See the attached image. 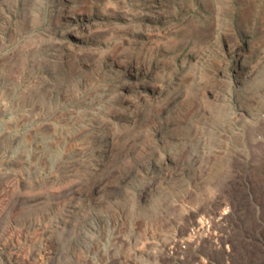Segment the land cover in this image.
<instances>
[{"label": "rangeland", "instance_id": "rangeland-1", "mask_svg": "<svg viewBox=\"0 0 264 264\" xmlns=\"http://www.w3.org/2000/svg\"><path fill=\"white\" fill-rule=\"evenodd\" d=\"M1 36L35 109L25 147L0 107V264H152L181 223L191 264L231 250L220 213L264 170V0H0Z\"/></svg>", "mask_w": 264, "mask_h": 264}, {"label": "bare ground", "instance_id": "bare-ground-1", "mask_svg": "<svg viewBox=\"0 0 264 264\" xmlns=\"http://www.w3.org/2000/svg\"><path fill=\"white\" fill-rule=\"evenodd\" d=\"M56 150H57V145L54 143L53 144L50 143V145L45 147L43 152H44V154L51 156L52 159L54 160V157H55L54 154H55ZM59 152H60V149H59ZM101 155H102V153H101ZM152 165H153V163H152ZM259 174H260L259 181L256 184L252 185V187L250 189L251 199H249L250 200L249 204L245 200H243V198L240 195L231 193L230 199L232 201V203H231L232 206L230 205L231 206L230 210H228V212L223 211L222 213H220V216H219L220 222L218 223V225H221L223 222H226V223L230 224L232 226V228L235 229V231H238L237 234H234V236L232 238L231 250L230 251L227 250L226 252H221V251L217 252V251H213L209 248H206V249L204 248L202 250L207 252V255H208L207 258L208 259L218 258L220 260V264H223V261H221V257L224 256V257H227V259L230 261L229 263H227L228 261H226L227 264H264V170L260 169ZM253 210H255L254 215L252 213ZM197 211L193 212V214H192L193 218L196 216ZM215 211H213V212H215ZM192 215H189V217L191 218ZM186 229H187L186 226L182 223L176 227L175 236L166 240L162 245L161 254L159 257L161 261L158 263L157 262V260L159 259L158 258L156 260V262L153 261L152 264H170L171 260L176 261L177 263L183 262V264H191V262H193V260L195 258V253L199 252L200 247L194 251L191 249V247H193V244L191 243L192 241L185 239V240H181L180 244L178 243L179 241L178 242L176 241V238H178V236L182 235ZM93 230H94V228H93ZM218 234L215 235L214 237H212L213 243L210 244V246L211 245L213 246V244H214V245H217V248H221L223 243H226L229 241L228 238L222 237V236H220V234L219 235ZM108 236H109V238H112L113 234L110 233ZM127 239L131 240L132 246L134 249H137L139 247V245H141V243H140L141 241H139L136 238L135 234L133 235V233H129V237ZM195 241L197 243L200 241V239H197ZM48 243H49V241L47 239L42 238V240L39 242V244H40L39 246L41 248H45L48 245ZM106 243H109V242H106ZM181 244H182V247H184V249L181 251V253L182 254H184V253L188 254L187 257L184 258V260L177 258V254L180 250ZM195 247H196V245H195ZM168 249L170 250V252ZM167 250L169 253L167 252ZM15 251H17V250H15ZM14 255H15V253H14ZM11 258H12L11 256H5L4 255L2 260H3V262H9ZM15 259H18V258L15 257ZM208 259L204 260V261H199L196 264H210ZM132 261H133V256H127V255H123V254H115V256L111 260L107 261L104 264H130Z\"/></svg>", "mask_w": 264, "mask_h": 264}, {"label": "built area", "instance_id": "built-area-1", "mask_svg": "<svg viewBox=\"0 0 264 264\" xmlns=\"http://www.w3.org/2000/svg\"><path fill=\"white\" fill-rule=\"evenodd\" d=\"M0 42L4 43L2 36ZM2 68L3 67H0V75L3 74ZM22 76L23 73L17 77L18 80H16V83L18 87L22 86L23 95L17 92L18 87H12L10 82L2 79L0 85V107L10 111H23V119L18 121V117L15 115V121L17 123L19 122V129H21V133L25 135L24 146L26 147L32 138L30 131L34 121L35 98L31 90L27 89V87L32 85V78L28 74H25L24 77ZM19 79H22V82H20ZM26 135L29 136L26 137Z\"/></svg>", "mask_w": 264, "mask_h": 264}]
</instances>
